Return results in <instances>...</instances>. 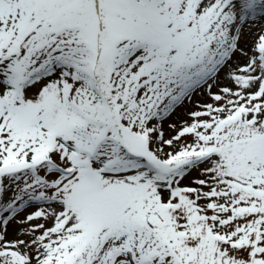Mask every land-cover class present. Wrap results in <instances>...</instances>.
I'll return each mask as SVG.
<instances>
[{"label": "snow or ice", "instance_id": "6c2138e0", "mask_svg": "<svg viewBox=\"0 0 264 264\" xmlns=\"http://www.w3.org/2000/svg\"><path fill=\"white\" fill-rule=\"evenodd\" d=\"M0 264H264V0H0Z\"/></svg>", "mask_w": 264, "mask_h": 264}]
</instances>
